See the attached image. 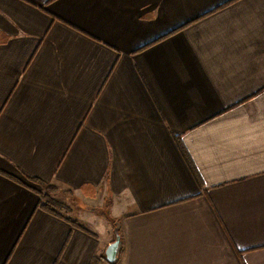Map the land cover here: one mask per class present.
Listing matches in <instances>:
<instances>
[{
	"label": "crops",
	"instance_id": "crops-1",
	"mask_svg": "<svg viewBox=\"0 0 264 264\" xmlns=\"http://www.w3.org/2000/svg\"><path fill=\"white\" fill-rule=\"evenodd\" d=\"M117 224L115 264H264V0H0V264Z\"/></svg>",
	"mask_w": 264,
	"mask_h": 264
},
{
	"label": "trees",
	"instance_id": "trees-1",
	"mask_svg": "<svg viewBox=\"0 0 264 264\" xmlns=\"http://www.w3.org/2000/svg\"><path fill=\"white\" fill-rule=\"evenodd\" d=\"M180 148H181V151L184 155V158L186 159V162L188 163L190 169L192 170V173L194 174V177L196 178L198 184L200 185V187H203V182L201 181L200 176L196 172V170L192 164V160L190 159L188 154L185 152L183 147H180ZM41 185H42V190H40V196H41V199L43 201V204H42L43 209L46 210L47 212L51 213V214L60 215L59 207H61V205L54 197L57 194L56 193L57 188H55L52 185L46 184V183H41ZM69 221H71V220H69ZM71 222L75 226L79 225L78 222H76V221H71ZM79 227H81V226L79 225ZM90 264H106V259L102 255L96 256L93 258V260Z\"/></svg>",
	"mask_w": 264,
	"mask_h": 264
},
{
	"label": "water",
	"instance_id": "water-1",
	"mask_svg": "<svg viewBox=\"0 0 264 264\" xmlns=\"http://www.w3.org/2000/svg\"><path fill=\"white\" fill-rule=\"evenodd\" d=\"M115 240L108 245L105 251V259L110 264H115L118 261L120 249H121V235L120 226L117 224L114 229Z\"/></svg>",
	"mask_w": 264,
	"mask_h": 264
},
{
	"label": "rangeland",
	"instance_id": "rangeland-1",
	"mask_svg": "<svg viewBox=\"0 0 264 264\" xmlns=\"http://www.w3.org/2000/svg\"><path fill=\"white\" fill-rule=\"evenodd\" d=\"M57 196V195H56ZM56 196H54L55 197V199L60 203V205H61V207H59V210H60V212H65L66 214H68V212L70 211L69 210V206H68V203L67 202H65L62 198L61 199H59V198H57ZM75 206V205H74ZM106 208L103 210V208L104 207H102L101 208V211L103 212L104 211V213H105V215L108 213L107 212V209H108V207L107 206H105ZM96 211H99V209H97ZM107 217H108V214L106 215ZM115 237V236H114ZM115 239V238H114Z\"/></svg>",
	"mask_w": 264,
	"mask_h": 264
}]
</instances>
